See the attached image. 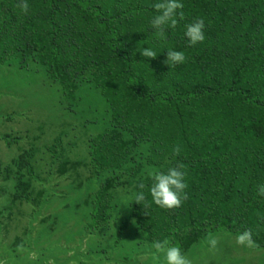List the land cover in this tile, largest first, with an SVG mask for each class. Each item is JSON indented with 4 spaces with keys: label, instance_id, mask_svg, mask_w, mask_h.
<instances>
[{
    "label": "trees",
    "instance_id": "1",
    "mask_svg": "<svg viewBox=\"0 0 264 264\" xmlns=\"http://www.w3.org/2000/svg\"><path fill=\"white\" fill-rule=\"evenodd\" d=\"M158 2L0 0V62L35 59L74 112L81 98L94 104L85 99L91 89L101 92L113 123L90 141L93 174L180 167L187 187L179 207L134 202L149 240L186 248L210 233L249 232L264 249V0H182L163 38L150 23ZM196 19L206 38L190 45L184 30ZM147 46L155 58L142 56ZM168 50L186 61L170 67ZM14 163L33 174L29 151ZM141 183L147 195L150 177L137 191Z\"/></svg>",
    "mask_w": 264,
    "mask_h": 264
},
{
    "label": "rangeland",
    "instance_id": "2",
    "mask_svg": "<svg viewBox=\"0 0 264 264\" xmlns=\"http://www.w3.org/2000/svg\"><path fill=\"white\" fill-rule=\"evenodd\" d=\"M85 99L94 104L81 98L85 105L74 112L33 58L0 62V264L62 253L83 264H156L154 241L132 217V196L160 169L145 164L134 176L93 174L90 141L113 121L100 91L91 89ZM24 151L32 153L33 174L14 165ZM102 185H110L103 201ZM99 201L109 207L94 220ZM237 237L210 233L181 250L189 264H264V249L239 244ZM209 238L217 240L214 248Z\"/></svg>",
    "mask_w": 264,
    "mask_h": 264
},
{
    "label": "clouds",
    "instance_id": "3",
    "mask_svg": "<svg viewBox=\"0 0 264 264\" xmlns=\"http://www.w3.org/2000/svg\"><path fill=\"white\" fill-rule=\"evenodd\" d=\"M154 7L157 9V14L151 19V28L156 35L163 38L166 34V29L177 25V13L183 8L182 0H160ZM27 10V5H24ZM182 18V13L180 14ZM205 22L203 19H196L192 23L185 26L184 35L190 45H196L205 40ZM143 57L155 58L156 51L151 47H144L140 51ZM186 61L185 53L182 51L168 50L165 63L175 66ZM178 151V149H177ZM151 184L148 186L147 195L144 191L145 186L141 183L139 190L133 193V202L143 204L145 208L149 205H155L159 208H175L182 204L186 195L185 188V173L177 167H170L166 170L153 171L149 173ZM264 191V190H262ZM150 196V200H148ZM239 244H252L251 233L245 232L237 237ZM208 244L215 247L217 240L209 238ZM154 250V260L156 264H189L187 255L180 247L169 243L167 240L154 241L151 245Z\"/></svg>",
    "mask_w": 264,
    "mask_h": 264
},
{
    "label": "crops",
    "instance_id": "4",
    "mask_svg": "<svg viewBox=\"0 0 264 264\" xmlns=\"http://www.w3.org/2000/svg\"><path fill=\"white\" fill-rule=\"evenodd\" d=\"M46 254V253H45ZM65 254V253H64ZM63 253L60 255H56V254H50V255H44L43 257H34L32 255L27 257V259H25L26 257H20L17 259H20L18 261H22L25 260L26 263L25 264H72V263H77L80 259V261L82 260L81 257L78 259L76 258L77 256L74 257H68L67 253L64 255ZM83 256V255H81ZM22 258V259H21ZM13 262H15L13 260ZM24 262V261H23ZM81 263L83 264V261H81Z\"/></svg>",
    "mask_w": 264,
    "mask_h": 264
}]
</instances>
